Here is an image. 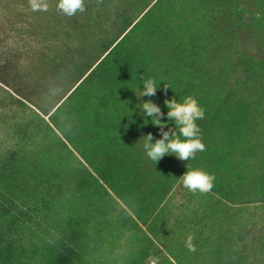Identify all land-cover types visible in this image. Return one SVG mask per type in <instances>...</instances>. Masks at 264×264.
<instances>
[{"label": "rangeland", "instance_id": "374dc122", "mask_svg": "<svg viewBox=\"0 0 264 264\" xmlns=\"http://www.w3.org/2000/svg\"><path fill=\"white\" fill-rule=\"evenodd\" d=\"M10 1L3 60L24 52ZM129 9L125 34L60 103L47 94L64 77L24 61L28 74L0 82V264H156L157 246L174 264H264V0H109V36ZM52 11L37 13L50 36ZM141 77L154 96H140ZM188 95L205 110V150L155 164L144 136L161 131L141 104L177 130L164 101ZM197 167L215 174L207 193L182 185Z\"/></svg>", "mask_w": 264, "mask_h": 264}, {"label": "trees", "instance_id": "16d2710c", "mask_svg": "<svg viewBox=\"0 0 264 264\" xmlns=\"http://www.w3.org/2000/svg\"><path fill=\"white\" fill-rule=\"evenodd\" d=\"M7 1L0 0V5L4 8ZM119 1L113 0L115 6H119ZM9 3L17 9L15 23L23 22L17 28V33L20 39L24 41L22 46L24 52L10 58L12 61L0 58V82L10 87L19 73L28 74L27 71L22 72V61L25 64H31L32 68L38 69L39 72L36 74L44 81L48 78L54 79L51 74L58 73L59 76L64 77L63 82L66 84L56 87L53 92L47 94V98L48 101H52L58 95L56 102L59 103L86 76L96 68H100L113 45L125 34L131 24V19H133V10L129 9V13L127 12L125 15L122 13L120 21L116 20L117 22H115L112 36H109V0H103L102 3H97V0H85L86 10L83 13L77 12L71 17L57 10L58 0H48V4L53 6L58 25L56 33L50 36L48 32L43 34L42 20H39L40 15L37 14L39 11H32L28 0H11ZM2 7L1 9H3ZM28 21H31V26H35L31 38L28 36L30 35L29 31L25 28L29 23ZM35 48H37L36 51H34ZM15 91L18 94L19 90ZM44 91H47V88ZM24 93L29 98L35 96L29 92ZM30 103L36 106L32 102ZM161 247H153L154 253L160 259L156 264H174L166 257Z\"/></svg>", "mask_w": 264, "mask_h": 264}, {"label": "clouds", "instance_id": "9594fccd", "mask_svg": "<svg viewBox=\"0 0 264 264\" xmlns=\"http://www.w3.org/2000/svg\"><path fill=\"white\" fill-rule=\"evenodd\" d=\"M103 0H97L102 3ZM28 4L32 11H48V0H28ZM58 11L71 17L77 12L83 13L86 10L85 0H58L56 5ZM259 18V13H257ZM144 90L140 96H154L158 87V83L154 78H143ZM139 96V97H140ZM165 105L169 109L167 117L174 121L176 129L165 131V122L160 119L164 115L161 108L153 101L143 102L142 111L146 116L152 117V123L159 126L161 138L156 139L153 143V136L148 133L144 136V151L147 157L155 164L165 155L174 154L182 161L195 159L197 152L205 150L200 126L198 120H202L205 116V110L200 106L196 97L192 95L186 96L182 102L176 99L165 100ZM182 185L192 193H207L214 187L215 174L204 168H187V171L181 176ZM194 236L189 235L186 240V247L189 251L196 250L193 244Z\"/></svg>", "mask_w": 264, "mask_h": 264}]
</instances>
